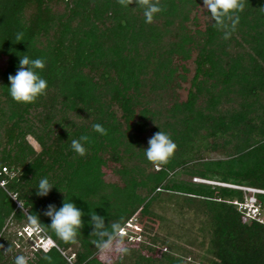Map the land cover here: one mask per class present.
<instances>
[{
    "label": "trees",
    "instance_id": "trees-1",
    "mask_svg": "<svg viewBox=\"0 0 264 264\" xmlns=\"http://www.w3.org/2000/svg\"><path fill=\"white\" fill-rule=\"evenodd\" d=\"M59 3L61 12L53 8ZM189 3L161 0L164 11L149 24L142 8L135 3L124 8L118 0H0V264H15L19 256L5 223H20L29 215L39 216L42 233L56 247L36 249L28 264H101L94 255L98 238L87 214L95 211L105 217L111 231L113 223L122 227L136 210L148 212L161 194L204 215L199 228L208 235L206 264H264V221L244 220V211L233 203L242 202L245 192L177 179L175 170L264 191V0H246L237 29L227 40L208 10L210 22L203 30H186L182 22ZM18 32L24 33L23 42L16 41ZM191 49L194 68L185 100L166 106L169 121L151 127L155 133H168L178 149L167 165L148 171V145L141 146L138 134L146 130V120H159V111L147 108L140 88L163 89L175 72L172 56L186 59ZM23 55L47 61L40 73L48 82L47 95L34 104L16 103L9 94L8 77L16 74ZM230 94L236 95V105L220 109L221 97L229 101ZM201 95L203 107L196 105ZM111 103L120 109L122 122ZM135 106L140 108L135 111ZM96 123L108 130L107 136L93 131ZM201 129L202 138L214 139L212 149L218 147L215 139L223 138L222 145L230 147L224 158L185 155ZM83 134L91 143L81 157L71 141ZM133 146L140 164L116 170L122 185L105 182L100 154L119 163V150L128 157L135 153ZM45 177L55 187L41 197L36 188ZM252 196L264 218V192ZM65 199L85 213L72 257L64 253L72 243L60 239L44 215L48 205L59 209ZM161 255L168 264L182 262Z\"/></svg>",
    "mask_w": 264,
    "mask_h": 264
},
{
    "label": "rangeland",
    "instance_id": "rangeland-1",
    "mask_svg": "<svg viewBox=\"0 0 264 264\" xmlns=\"http://www.w3.org/2000/svg\"><path fill=\"white\" fill-rule=\"evenodd\" d=\"M186 7L187 18L182 22L186 30L191 33L195 30H203L205 24L210 22L207 8L203 7V0H192V3H189ZM53 8L58 12H61L63 9L61 3L53 5ZM169 39H171V36H166L165 40ZM194 55L195 49H191L186 59L176 55L172 56L171 65L175 68V72L163 89L156 88L155 90H150L146 85L140 88L142 94L140 98L142 99L144 96V98L148 100L147 108L150 110L157 108L159 111V120H154L152 118L151 120H146V130L138 134V137L141 139V146H147L148 140L155 134V132L151 130L152 126L158 122L169 121L167 113L164 112L163 109L174 101L182 102L185 100L189 79L193 74ZM2 64L3 60H0V66ZM154 97H159L161 99L159 104L156 103ZM229 97H232L229 101H225L224 96L221 97V102L219 104L220 109L230 105H236V95L232 96L230 94ZM196 105L202 107L205 105L204 95L198 98ZM134 108L135 111H137L140 106H135ZM111 110L114 111L118 121L122 122L121 111L115 103H111ZM74 118L76 119V117ZM134 119H136V117H134L132 121ZM203 135H205V132L201 129L198 135L191 141L190 149L185 155L203 160L224 158L226 156V151L229 150L230 147L222 145L221 141L223 138L215 139L218 141V147L212 149L210 148V144L214 139L208 135L202 138ZM26 140L35 150L39 149V146L31 136H26ZM132 150H134L135 153L128 155V157L126 153L119 150V154L121 155L120 162L122 164H120V162L110 161L107 153L102 152L100 154L101 158L104 159L101 171L103 172V180L105 182L122 185V175L116 172V170L120 169L122 165L129 168L131 165H136L140 161V158L136 155V146H133ZM188 166H190V164ZM180 169H175L177 179L237 187V185L233 184H224L220 181L205 180L197 176H191ZM147 170L154 171L157 170V167L152 164ZM0 183L2 184V182ZM241 187L243 186H240V188ZM240 190L243 191L242 188ZM244 192L243 202L252 198L251 192L247 190ZM215 193H218V191ZM234 200L235 199H233V201ZM243 217L244 220L249 221L252 215L247 216L244 214ZM203 218L204 215L195 207H192V205H187L181 202V200H175L165 194H161L153 201L148 212L140 214L136 210L122 226L125 233L123 232V244L121 247L126 248L127 252L118 251L116 248V241H114L110 251L101 252V250L98 249L95 251L94 255L99 259L101 264H168L161 258V253L165 252L181 259V263L174 264H206V259L209 256L205 251L208 235L199 228V222ZM261 219L264 221V218L261 217ZM24 226L31 227L28 218L26 221L20 223L10 220L5 223V231L8 238L14 242V253L17 252L19 256H24L29 260L34 256L33 253L36 251V242L38 238L42 236V233L32 231L33 233L27 236L22 231V227ZM119 239L120 237L116 238L117 241ZM76 245V243L70 244L64 253H69L70 257H72V251Z\"/></svg>",
    "mask_w": 264,
    "mask_h": 264
},
{
    "label": "clouds",
    "instance_id": "clouds-1",
    "mask_svg": "<svg viewBox=\"0 0 264 264\" xmlns=\"http://www.w3.org/2000/svg\"><path fill=\"white\" fill-rule=\"evenodd\" d=\"M118 3L129 8L134 4L143 9V15L146 23H153L154 17L164 11L161 0H118ZM203 7H206L214 21V27L223 33L225 40L230 39L236 31L240 22V13L245 10L246 0H203ZM16 41L23 42L24 33L18 32L15 36ZM46 59H31L28 55L20 56L18 70L15 75H9L10 82L9 94L16 103L34 104L40 97L47 95L48 82L41 76V72L46 67ZM93 131L102 136L108 135V130L101 124L96 123ZM91 143V138L87 134H83L79 139H72L71 149L83 157L87 155L88 149L86 144ZM178 145L173 141L171 136L164 132L158 131L148 140V147L144 149L147 160L154 164L157 169L163 165H167L174 157ZM55 186L45 177L42 178L37 186V195L46 197ZM44 215L51 219L48 225L56 235L65 242L76 243L81 230L85 226L83 217L85 213L79 209L72 201L63 202L59 209L55 205H48ZM89 225L93 228V234L98 238L95 243L101 252L110 251L116 241L118 251L127 252L126 248H122L123 229L119 223L111 225V231L108 230L105 223V217L98 215L95 211H90ZM28 219L31 225V231H42L41 221L38 215H29ZM120 237L117 241L116 238ZM3 247V245H0ZM6 251H11L10 248ZM47 252L48 249L45 248ZM50 260V257H45ZM15 264H28V260L24 256H17Z\"/></svg>",
    "mask_w": 264,
    "mask_h": 264
},
{
    "label": "built area",
    "instance_id": "built-area-1",
    "mask_svg": "<svg viewBox=\"0 0 264 264\" xmlns=\"http://www.w3.org/2000/svg\"><path fill=\"white\" fill-rule=\"evenodd\" d=\"M0 185H1V183H0ZM232 187L240 188V186L239 187L238 186L237 187L236 186H232ZM241 188H242L243 191L247 190V191L251 192V194L254 193V192H264V191H261V190H258V189H254V188L252 190L251 188H247V187H244V186L241 187ZM233 203H234V201H233ZM234 204H236V206L238 208L242 209L244 211V214L245 215H247V216L252 215V217H250V218H255V219L261 220V216H260V213H259V208L255 204V199H254L253 196L248 201H244V202L243 201L242 202H236L235 201ZM22 229H23L22 230L23 233H25L27 236H30L33 233L31 231V227H29V226H24V227H22ZM27 231H28V233H27ZM39 232L42 233V231H39ZM51 246L56 247V245L54 244V242L48 236H46V235H44L42 233V236L38 238V241L36 242V246L35 247H36V249H40L42 251H45V248L48 249Z\"/></svg>",
    "mask_w": 264,
    "mask_h": 264
},
{
    "label": "bare ground",
    "instance_id": "bare-ground-1",
    "mask_svg": "<svg viewBox=\"0 0 264 264\" xmlns=\"http://www.w3.org/2000/svg\"><path fill=\"white\" fill-rule=\"evenodd\" d=\"M225 184V183H224ZM247 188H249V187H247ZM252 190H253V188H251Z\"/></svg>",
    "mask_w": 264,
    "mask_h": 264
}]
</instances>
